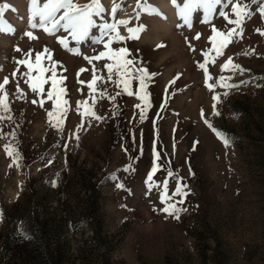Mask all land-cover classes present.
<instances>
[{"label":"rangeland","instance_id":"374dc122","mask_svg":"<svg viewBox=\"0 0 264 264\" xmlns=\"http://www.w3.org/2000/svg\"><path fill=\"white\" fill-rule=\"evenodd\" d=\"M5 3L11 7L0 26L15 31H0V83L9 80L0 97L10 105V111L0 109V264H264L260 0H221L207 23L202 9L194 12L191 26L172 0L168 10L163 0H140L152 6L151 13L137 8V0H101L106 11L94 17L97 27L79 42L63 29L48 34L28 28V0H0ZM114 3L120 5L117 20L143 25L138 39L109 46L127 48L126 58L133 61L127 91L115 69L108 79L107 56L85 59L106 51L93 36H99L104 19L112 22ZM176 3L182 6L184 0ZM233 4L247 6L240 25L229 23L237 19ZM213 26L238 33L220 49L222 55L209 39ZM27 31L35 38L24 35ZM119 31L127 37L125 26ZM221 39L215 37L217 48ZM45 48L41 66L55 63L58 101L47 98L51 79L39 85L42 92L29 86L37 76L51 78V71L38 73L34 66L30 78L26 65L17 63L31 52L34 65L35 54ZM229 58L242 70H230L231 64L224 69ZM205 60L207 83L198 66ZM139 69L149 74L145 90L134 78ZM93 75L97 80L89 89ZM209 84L215 87L210 90ZM144 91L147 107L139 98ZM89 110L101 118L82 115ZM209 124L229 139L228 146ZM165 181L169 203L185 209L179 219L162 211ZM178 184L186 186V196H173Z\"/></svg>","mask_w":264,"mask_h":264},{"label":"snow or ice","instance_id":"6c2138e0","mask_svg":"<svg viewBox=\"0 0 264 264\" xmlns=\"http://www.w3.org/2000/svg\"><path fill=\"white\" fill-rule=\"evenodd\" d=\"M231 3V0H229ZM257 0H253V3H256ZM173 5L176 7L178 11V15L183 18L185 24L191 26V17L194 12H196L198 9L203 10V16H204V22L207 23L209 21V18L212 16L213 11L215 9L216 5H219L221 3V0H184L183 5L176 3V0H172ZM11 5L5 3L0 5V17L3 16V13L5 10H7ZM137 8H142L144 11H148L151 13L152 6L144 4L141 5L140 0H137ZM247 6L245 5L243 8L239 4H233L232 6V12L236 15V20H229V23L240 25L241 24V17L248 15V12L244 11V8ZM259 12L262 16H264V0H260V3L258 5ZM120 8L119 4H113L111 9V15H112V22H108L106 19H104V22L99 24V36H93V42L94 43H101L104 45L106 51L101 52L99 56L94 57H85V59H100L101 57L107 56L109 60L112 61V63L106 64L105 67L108 71V79L111 80L113 71L115 69V74L120 77L119 83H123L124 90L127 91L128 88V79L126 77H129L130 69L129 66L133 64V61L130 59H127L126 56L128 54V49L121 47L117 50L111 49L109 46L113 43V41H124L125 39H138V33L143 30V25H138L136 27H128L129 21L127 19H116V13L118 9ZM106 11L104 6L101 3V0H90V3L84 4V5H78L74 3V0H44V2L41 4L39 3V0H28V12H29V19H28V28L30 29H36L41 28L46 33L52 34L59 29H63L66 33H68L69 36L74 41H82L86 37H88L90 31H93L97 27V20L94 17H102V14ZM157 14H159L157 12ZM219 15L224 17L225 19H228V15L226 12L221 10L219 12ZM38 18V22H37ZM137 19L139 18V13H137ZM125 26L126 31L128 33L127 37L124 35H121L119 31V26ZM0 31L4 32H13L15 29H13L11 26L8 28H3L0 26ZM212 31L214 33L213 37H210L209 39L213 41V48L217 50L218 55H222L223 53L220 51V49H223L229 42L230 38L238 34L236 33L235 29L228 30L227 33L219 32L214 26L212 28ZM257 31H261L257 29ZM261 34L264 35V31H261ZM29 38H35L33 36L32 31H27L24 33ZM107 36L108 40L105 41L104 37ZM219 36L222 39L219 41V48H217V42L215 40V37ZM197 38L199 36L197 35ZM66 37H61L59 39V42L64 45L65 48L68 47L66 41ZM163 46V45H158ZM17 51H20L19 48L16 49ZM75 51V49H72ZM49 50L47 48L44 49L43 52H38L35 54V62L34 65L29 61V57H31V52L26 53L25 59H20L17 61L18 64L26 65L28 71L25 73L26 76H29L31 78V73L33 70V67L35 66V69L38 73H44L45 71H51L52 77L51 78H42L41 76H37L36 80L37 83L35 84H29L33 92L43 91V89L39 88L40 84H45L49 82V79H51V90L47 92V98L49 100H53V97H56L57 101L59 100V95L56 92V85L57 81L55 79L56 77V70H55V63L52 64V67L50 69H46L45 67L41 66L42 57L45 56V53H47ZM207 56V54H205ZM46 59L51 62V56L48 55ZM207 63V60H205L204 63H200L198 66L203 69L204 76H205V82L207 83V80L210 79V76L208 74V69L205 66ZM229 64H231L230 70H242L240 69L239 65L232 64L231 58H229L228 62H226L223 65L224 69H229ZM81 71H85V69H81ZM140 75L138 77H134L135 79H138L140 82V87L142 90H145L147 87L146 80L149 77V74L146 69H139ZM220 81L223 82L225 80V77L221 76ZM230 79V77H229ZM97 80V77L93 75L92 82L88 83V88L92 89L94 82ZM9 83V80L7 77L3 79V82L0 83V92H4V86ZM83 83V82H81ZM221 86H231L236 87V85H225L221 83ZM209 89L215 87V85L209 84ZM61 91H64L61 89ZM129 95H132L131 92L128 93ZM4 96H6V93H4ZM140 100L145 103V107H147V101H148V94L146 91H144L143 95H140ZM213 100H218L217 96H213ZM37 101H33V103H36ZM64 104H67V101H64ZM137 107H140V105H137ZM0 109L3 111H10V105L5 102V99L3 97H0ZM214 114L218 115V112H215V104L213 105ZM87 114L90 116H93L96 119H100L101 117L96 116L95 112L93 111H87L86 113H82V115ZM56 115V107L54 106L52 111L48 112V117L50 121L52 118ZM143 116V112L141 113ZM2 118V117H0ZM205 123H208L206 120ZM54 126L60 127V121L56 120ZM210 128H212V125H208ZM212 130L216 133V135L224 142L225 146H228L230 143L229 139L222 134L220 131H217L215 128H212ZM6 153L11 157L13 156V151L9 150V146H5ZM18 159V157H17ZM158 166L153 165L152 170L148 173V182L149 187H151V181L153 174L157 171ZM169 175H172L171 172H169ZM54 183V182H53ZM117 187H123V185L118 184ZM183 187L186 186H178L176 187L175 192L173 193V196L180 195V196H186L187 193L183 191ZM168 186L167 182L165 181L163 184V191L160 195V199L162 202L166 204V206L162 209V211L168 213L169 215H174L176 219H179V213L181 211H184L185 209H181L177 207L176 203H169V201L172 200V197L168 196ZM178 203L182 204L183 200H180ZM2 215V213H0Z\"/></svg>","mask_w":264,"mask_h":264},{"label":"bare ground","instance_id":"6f19581e","mask_svg":"<svg viewBox=\"0 0 264 264\" xmlns=\"http://www.w3.org/2000/svg\"><path fill=\"white\" fill-rule=\"evenodd\" d=\"M163 4L165 5L166 9L168 10V4H167V0H163ZM170 9V8H169Z\"/></svg>","mask_w":264,"mask_h":264}]
</instances>
